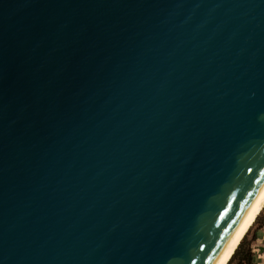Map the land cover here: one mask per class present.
I'll return each mask as SVG.
<instances>
[{"label": "water", "instance_id": "obj_1", "mask_svg": "<svg viewBox=\"0 0 264 264\" xmlns=\"http://www.w3.org/2000/svg\"><path fill=\"white\" fill-rule=\"evenodd\" d=\"M264 183V0H0V264H214Z\"/></svg>", "mask_w": 264, "mask_h": 264}, {"label": "crops", "instance_id": "obj_2", "mask_svg": "<svg viewBox=\"0 0 264 264\" xmlns=\"http://www.w3.org/2000/svg\"><path fill=\"white\" fill-rule=\"evenodd\" d=\"M263 215L264 209L246 232L227 264H264V222L259 220Z\"/></svg>", "mask_w": 264, "mask_h": 264}, {"label": "bare ground", "instance_id": "obj_3", "mask_svg": "<svg viewBox=\"0 0 264 264\" xmlns=\"http://www.w3.org/2000/svg\"><path fill=\"white\" fill-rule=\"evenodd\" d=\"M264 206V183L214 264H227Z\"/></svg>", "mask_w": 264, "mask_h": 264}, {"label": "rangeland", "instance_id": "obj_4", "mask_svg": "<svg viewBox=\"0 0 264 264\" xmlns=\"http://www.w3.org/2000/svg\"><path fill=\"white\" fill-rule=\"evenodd\" d=\"M262 209H264V206H263V208H262ZM262 209H261V210H262ZM260 213H261V212H260ZM259 220H260V222H264V215H263V216H261Z\"/></svg>", "mask_w": 264, "mask_h": 264}, {"label": "built area", "instance_id": "obj_5", "mask_svg": "<svg viewBox=\"0 0 264 264\" xmlns=\"http://www.w3.org/2000/svg\"><path fill=\"white\" fill-rule=\"evenodd\" d=\"M263 256H264V251H263Z\"/></svg>", "mask_w": 264, "mask_h": 264}]
</instances>
